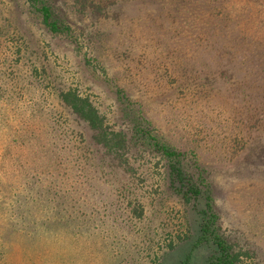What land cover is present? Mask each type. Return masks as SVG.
Returning a JSON list of instances; mask_svg holds the SVG:
<instances>
[{
	"label": "rangeland",
	"instance_id": "1",
	"mask_svg": "<svg viewBox=\"0 0 264 264\" xmlns=\"http://www.w3.org/2000/svg\"><path fill=\"white\" fill-rule=\"evenodd\" d=\"M55 3L71 16L72 38L48 33L22 1L0 0V197L10 204L0 235L14 250L9 263L208 264L214 248L194 246L196 233L167 249L182 233L183 208L157 189L156 157L138 152L133 177L96 159L57 96L75 88L105 124L125 128L112 91L121 87L207 169L219 233L246 253L239 264H264V41L251 45L264 37L260 16L245 12V0H220L209 11L196 3L176 19L152 16L149 0L123 1L121 13L112 6L72 15L69 0ZM231 28L255 40L238 38L235 54L212 51ZM40 198L52 202L30 209L40 233L24 237L5 225L19 219L12 205ZM135 199L141 218L130 213Z\"/></svg>",
	"mask_w": 264,
	"mask_h": 264
},
{
	"label": "trees",
	"instance_id": "2",
	"mask_svg": "<svg viewBox=\"0 0 264 264\" xmlns=\"http://www.w3.org/2000/svg\"><path fill=\"white\" fill-rule=\"evenodd\" d=\"M20 1L33 10L32 12L37 15L40 24L48 33L55 36L72 38L71 23L73 22L69 20L71 16H66L62 8L56 5V0ZM69 1L70 4L67 7L72 9L69 10L70 15H72L74 11L85 13V10H89L95 14L103 13L104 9L111 8L112 6H115L121 13L123 10L122 6L124 7L123 1L129 0ZM133 1L136 2L137 0ZM218 1L220 0H149L154 5L151 15L157 16L159 19L168 16L176 19L181 15L182 10H192L193 5L196 3L209 11L212 9V3H218ZM245 2L250 5L244 4L245 12H248L249 15L258 14L260 16V31L261 34H264V0H245ZM234 19L232 16L230 19L231 23ZM204 33L212 34V37H215L212 30L205 31ZM247 33L241 34L240 31L236 33L235 29L231 28V37L225 36L223 39L216 37L212 51L225 49L226 54L231 55V52L234 50L233 53L235 54L237 52L235 42L238 38L250 41L255 40V37L246 36ZM261 40L264 41L263 36L261 39L255 40L254 45L250 44L258 47ZM112 91L120 115L119 118L127 122L125 128L118 127L117 129H113L109 124H105L104 117L91 100L87 96L80 95L75 88L70 87L65 90H59L57 96L73 119L79 122L87 132L86 140L89 145L93 146L96 159H100L109 167L121 171L123 175L133 177L135 171L131 166L130 159L135 160L137 156H140L139 153L141 152H147L156 157L157 164H160L163 169L158 179L157 189L167 199H174L176 202H180L183 208V221L179 226L182 233L178 232L174 237L176 240L169 242L167 246L169 252L175 250L179 244L190 239L192 234L196 233L194 246L208 245L214 248L208 257V264H239L246 253L235 250L234 246L219 233V215L214 208V187L208 178L207 169L198 161L195 152L192 149L177 147L172 141L160 134L156 130L152 120L147 117L146 111L141 104L133 102L128 97L124 88L116 87L115 89L112 88ZM45 199L44 203H42L44 201L42 198L23 199L20 202V207H18V200L10 201L12 204L17 203L12 205V210L14 209L15 212L11 216L15 215V218L19 217V219L15 223H9L11 217H7L5 218V225L21 229V236H36L37 233H40V231L37 232L35 230V223L38 217L34 213H31L30 209L52 203L48 198ZM30 200L34 204L27 206V214L24 215L20 208L23 205L25 209L24 204ZM9 205L8 201L6 202L0 197V231L4 225L2 214L5 207L8 210L7 206ZM128 205L130 213L135 218L143 217L145 209L138 200H129ZM189 214L193 217H187ZM15 234L17 236L19 232H15ZM3 237L5 235L2 236L1 234L0 245L5 246L6 244V246L3 247L4 251H1L0 248V264H16L14 260L12 263H9V257L14 250L10 251V246L7 245L8 240H5ZM13 242L15 246L18 245V239H14ZM160 259H158L159 261L156 264H164L163 260Z\"/></svg>",
	"mask_w": 264,
	"mask_h": 264
}]
</instances>
